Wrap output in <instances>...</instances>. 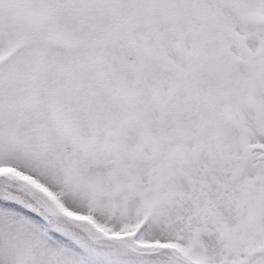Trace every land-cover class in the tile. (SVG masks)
Instances as JSON below:
<instances>
[{
    "label": "snow or ice",
    "instance_id": "obj_1",
    "mask_svg": "<svg viewBox=\"0 0 264 264\" xmlns=\"http://www.w3.org/2000/svg\"><path fill=\"white\" fill-rule=\"evenodd\" d=\"M0 264H264V0H0Z\"/></svg>",
    "mask_w": 264,
    "mask_h": 264
}]
</instances>
